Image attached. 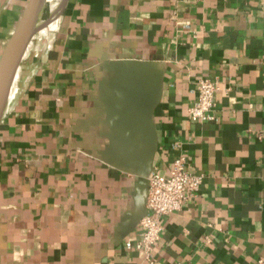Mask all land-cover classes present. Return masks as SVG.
<instances>
[{"label": "crops", "instance_id": "0c3cea01", "mask_svg": "<svg viewBox=\"0 0 264 264\" xmlns=\"http://www.w3.org/2000/svg\"><path fill=\"white\" fill-rule=\"evenodd\" d=\"M28 1L0 0V57ZM201 78L212 121L189 114ZM178 157L204 181L156 258L264 264V0H45L0 122V264H146L145 174Z\"/></svg>", "mask_w": 264, "mask_h": 264}, {"label": "built area", "instance_id": "2783aa9c", "mask_svg": "<svg viewBox=\"0 0 264 264\" xmlns=\"http://www.w3.org/2000/svg\"><path fill=\"white\" fill-rule=\"evenodd\" d=\"M217 90L215 80L199 79L197 99L189 109L193 120L203 122L215 120L214 98ZM203 181L204 175L192 172L184 157L174 160L169 174L154 170L149 175L146 202L149 212L140 221L142 232L136 242V248L144 253L146 264H171L158 260L154 252L155 244L161 239L162 220L165 216L181 210L187 198L200 190Z\"/></svg>", "mask_w": 264, "mask_h": 264}, {"label": "water", "instance_id": "95a60500", "mask_svg": "<svg viewBox=\"0 0 264 264\" xmlns=\"http://www.w3.org/2000/svg\"><path fill=\"white\" fill-rule=\"evenodd\" d=\"M44 2L45 0L28 1L23 15L0 57V122L5 111L16 73L35 33L38 30ZM142 66L146 67L147 64L142 63ZM125 76L132 78L136 87L134 89L126 87L121 88L129 97V100L127 102L120 100V106L123 111L130 109L132 115L135 117L134 121L137 122V124L144 125L146 120L141 118V116H143V110L140 106V93L137 87L141 82L142 72L127 71ZM125 121V118L119 117L118 120L114 122L113 127L117 128L125 123ZM151 171L152 168L145 174L147 184ZM145 214L146 212L141 214L140 217L142 218Z\"/></svg>", "mask_w": 264, "mask_h": 264}]
</instances>
